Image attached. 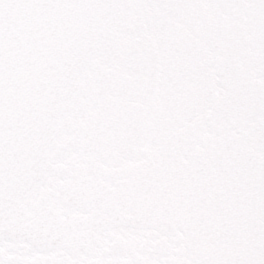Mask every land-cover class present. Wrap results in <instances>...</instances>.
Wrapping results in <instances>:
<instances>
[{
    "label": "snow or ice",
    "instance_id": "6c2138e0",
    "mask_svg": "<svg viewBox=\"0 0 264 264\" xmlns=\"http://www.w3.org/2000/svg\"><path fill=\"white\" fill-rule=\"evenodd\" d=\"M0 264H264V0H0Z\"/></svg>",
    "mask_w": 264,
    "mask_h": 264
}]
</instances>
